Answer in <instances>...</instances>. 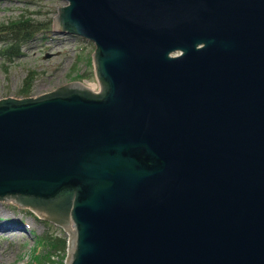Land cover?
I'll return each mask as SVG.
<instances>
[{"label":"water","instance_id":"1","mask_svg":"<svg viewBox=\"0 0 264 264\" xmlns=\"http://www.w3.org/2000/svg\"><path fill=\"white\" fill-rule=\"evenodd\" d=\"M67 1L99 88L0 98V199L66 264H264V0Z\"/></svg>","mask_w":264,"mask_h":264},{"label":"rangeland","instance_id":"2","mask_svg":"<svg viewBox=\"0 0 264 264\" xmlns=\"http://www.w3.org/2000/svg\"><path fill=\"white\" fill-rule=\"evenodd\" d=\"M67 2L0 0V24L24 13L49 21L45 30L22 45L20 55L10 59L0 53V98L36 95L73 80L99 88L93 40L56 29L54 18L58 8ZM2 44L0 42V47ZM47 52L51 55L46 56ZM25 82L29 84L28 94L22 91L27 87ZM0 231V264H66L71 250L69 231L54 221L41 218L29 207L0 199ZM45 234L64 239L42 237Z\"/></svg>","mask_w":264,"mask_h":264},{"label":"trees","instance_id":"3","mask_svg":"<svg viewBox=\"0 0 264 264\" xmlns=\"http://www.w3.org/2000/svg\"><path fill=\"white\" fill-rule=\"evenodd\" d=\"M49 21H42L33 17L31 14H22L19 17L11 18L9 21L0 24V53L6 55L12 59L15 56L21 54L22 45L31 39H33L39 32L45 30L48 27ZM30 77H25V81H28ZM26 88H23L24 94L29 93V84L25 82ZM44 238H51L53 235H42ZM57 240L63 241L61 236H54ZM53 237V238H54ZM43 238V239H44Z\"/></svg>","mask_w":264,"mask_h":264},{"label":"bare ground","instance_id":"4","mask_svg":"<svg viewBox=\"0 0 264 264\" xmlns=\"http://www.w3.org/2000/svg\"><path fill=\"white\" fill-rule=\"evenodd\" d=\"M66 32H68V31H66ZM70 33H74V32H70ZM74 34H78V33H74ZM78 35H81V34H78ZM81 36H83V35H81ZM84 38H88V37H86V36H83ZM16 214V213H15ZM14 217V216H13ZM17 220V219H16ZM19 220V219H18ZM24 223V222H23ZM24 225V224H23ZM8 227V226H7ZM23 227V226H22ZM5 229V228H4ZM7 231V230H6ZM16 231V230H15ZM1 232V231H0ZM14 234V233H13ZM14 236V235H13ZM24 264H26V263H24Z\"/></svg>","mask_w":264,"mask_h":264}]
</instances>
